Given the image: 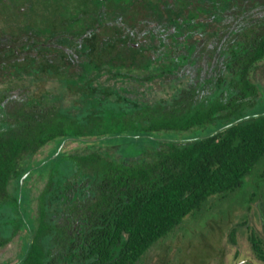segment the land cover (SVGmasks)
I'll return each mask as SVG.
<instances>
[{
    "label": "trees",
    "instance_id": "1",
    "mask_svg": "<svg viewBox=\"0 0 264 264\" xmlns=\"http://www.w3.org/2000/svg\"><path fill=\"white\" fill-rule=\"evenodd\" d=\"M107 2L125 9L116 13L119 24L103 26L95 20L107 31L103 40L95 36L108 46L110 61L120 55L124 62L151 50L170 60L176 80L185 85L166 102L114 103L91 94L82 95L86 105L80 110L41 100L12 110L6 132L0 133V215L14 202L8 190L13 180L33 172L46 177L36 217H30L31 240L18 264H138L208 199L238 190L264 158L263 86L257 80V72L264 76V14H248L258 0ZM179 6L188 12L181 15L175 10ZM210 9L211 23L230 13L237 19L235 27L215 31L206 47L209 21L202 12ZM169 47L177 53L169 56ZM201 53L207 57L202 65ZM209 125L218 127L192 142L162 144L139 158L115 157V149L101 148L59 153L25 166L57 139L59 147L67 139L102 142L125 132H185ZM48 198L55 201L56 213L49 211ZM250 241L264 263L261 241L254 235Z\"/></svg>",
    "mask_w": 264,
    "mask_h": 264
},
{
    "label": "rangeland",
    "instance_id": "2",
    "mask_svg": "<svg viewBox=\"0 0 264 264\" xmlns=\"http://www.w3.org/2000/svg\"><path fill=\"white\" fill-rule=\"evenodd\" d=\"M87 1L23 0L18 4V10L24 8L23 17L13 18L10 25L19 29L23 23L26 41L23 51L27 54L23 53L20 61L0 64V133L6 132L12 110L29 100L59 104L75 111L86 105L81 100L82 95H102L114 103L166 102L177 87H184V81H177L175 71L169 67L170 60L151 50H144L141 56L130 55L124 62L125 58L120 55L110 61L108 46L102 47L103 42L96 39L98 35L103 40L107 31L98 27L92 0ZM142 1L147 5L156 0ZM258 2L249 15L264 14V0ZM59 8L62 9L60 15ZM175 10L181 15L188 12L182 6ZM116 13L121 10L110 7L104 15L103 26L119 24ZM213 17L212 9L202 12V19L209 21L206 26L210 34L204 38L206 47L214 41L212 35L219 28L231 29L236 25L237 17L231 13L220 23H211ZM60 35H69L75 43H67L65 39L57 42ZM53 41L56 44L47 47ZM128 42L134 48L138 46L135 39L128 38ZM166 52L169 56L175 55L177 49L169 47ZM198 59L202 65L207 57L201 53ZM257 80L263 86L261 100L264 104V76L259 72ZM217 127L209 125L185 132H125L102 138V142L96 138L67 139L59 147L55 143L61 139H57L41 148L25 166L34 167L59 153H84L101 148L115 149V157L139 158L165 143L195 141ZM24 178L20 182H11L8 190L14 194V202L0 215V264H18L31 240L30 217H36L46 177L33 172L29 178ZM47 205L50 212L56 213L52 198L47 199ZM251 235L261 241L264 250V158L238 190L224 197L208 199L200 211L185 217L168 236L156 242L138 264H264L254 255Z\"/></svg>",
    "mask_w": 264,
    "mask_h": 264
},
{
    "label": "flooded vegetation",
    "instance_id": "3",
    "mask_svg": "<svg viewBox=\"0 0 264 264\" xmlns=\"http://www.w3.org/2000/svg\"><path fill=\"white\" fill-rule=\"evenodd\" d=\"M22 1L23 0H0V64L20 61L23 59V53L27 54L26 51H23V46L26 44V41L23 39V23L18 27L19 29L11 27L10 25L13 18L18 17L21 19L23 17V6L20 7L19 10L17 9L18 4ZM87 2L90 3L91 0H88ZM94 3V0H92V11L96 14L94 20H99L100 24H103L104 15L110 7L117 8L121 11L125 10L119 7L110 6L107 0H99L100 5H94ZM133 10L136 11L137 9ZM146 11L150 12L151 10L146 8ZM58 12L60 15L62 9L59 8ZM60 39H65L67 43H75V40H70L69 35H60L57 38V42L60 43ZM54 41L53 43L47 44V47H53L56 44ZM247 263L252 264L250 262Z\"/></svg>",
    "mask_w": 264,
    "mask_h": 264
}]
</instances>
